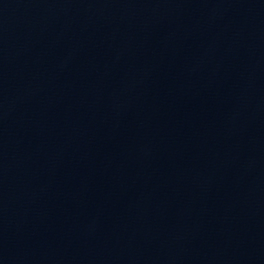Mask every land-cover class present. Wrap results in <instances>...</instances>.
Masks as SVG:
<instances>
[{
	"label": "water",
	"instance_id": "1",
	"mask_svg": "<svg viewBox=\"0 0 264 264\" xmlns=\"http://www.w3.org/2000/svg\"><path fill=\"white\" fill-rule=\"evenodd\" d=\"M0 264H264V0H0Z\"/></svg>",
	"mask_w": 264,
	"mask_h": 264
}]
</instances>
